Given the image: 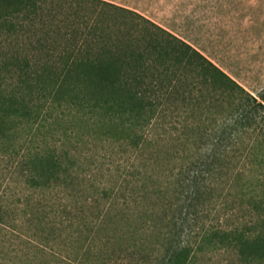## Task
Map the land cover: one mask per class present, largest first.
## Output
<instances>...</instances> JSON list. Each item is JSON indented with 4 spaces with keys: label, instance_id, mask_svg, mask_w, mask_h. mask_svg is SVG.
<instances>
[{
    "label": "trees",
    "instance_id": "16d2710c",
    "mask_svg": "<svg viewBox=\"0 0 264 264\" xmlns=\"http://www.w3.org/2000/svg\"><path fill=\"white\" fill-rule=\"evenodd\" d=\"M165 111L184 114L177 124L167 121L181 130L175 137L156 136ZM87 113L109 116L95 125L115 124L117 139L125 133L145 167L151 158L160 166L152 216L134 229L139 236L127 234L131 256L145 263L141 256L152 253L155 264H194L220 249L264 256V232L246 219L263 215L264 92L253 93L194 44L128 6L0 0V142L14 118L33 130L43 114L57 125L86 121ZM35 140L40 147H30L18 175L55 187L63 158L55 141ZM93 243L96 264H107L114 247L100 235Z\"/></svg>",
    "mask_w": 264,
    "mask_h": 264
},
{
    "label": "rangeland",
    "instance_id": "374dc122",
    "mask_svg": "<svg viewBox=\"0 0 264 264\" xmlns=\"http://www.w3.org/2000/svg\"><path fill=\"white\" fill-rule=\"evenodd\" d=\"M110 1L145 14L194 44L253 93L264 92V0ZM103 113L57 125L43 114L33 130L27 119L20 122L22 117L7 125V139L0 142L9 149H0V264H96V235L114 247L104 255L107 264H155L154 254L142 255L145 263H140L125 245L127 234L139 236L134 229L151 218L160 166L151 158L145 167L126 134L118 133L117 139L115 124L95 125ZM165 113L166 125L156 136L175 137L181 130L171 131L167 121L177 124L184 114ZM45 137L55 141L64 161L55 187L37 185L17 172L30 147H40L33 140ZM262 201V217L246 219L264 232V197ZM135 217H140L138 223H133ZM211 252L200 254L194 264H264V256L232 249Z\"/></svg>",
    "mask_w": 264,
    "mask_h": 264
}]
</instances>
